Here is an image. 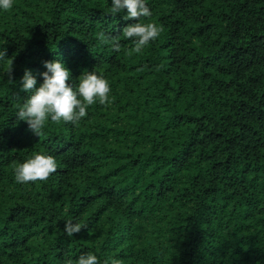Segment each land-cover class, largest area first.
I'll use <instances>...</instances> for the list:
<instances>
[{
  "label": "trees",
  "instance_id": "1",
  "mask_svg": "<svg viewBox=\"0 0 264 264\" xmlns=\"http://www.w3.org/2000/svg\"><path fill=\"white\" fill-rule=\"evenodd\" d=\"M145 2L140 21L112 15L111 0L0 9V264H264V0ZM136 22L163 32L129 55L122 30ZM57 60L70 86L103 75L112 102L75 125L49 119L38 137L16 116L22 77L39 87ZM37 153L57 171L17 183ZM66 221L82 230L66 235Z\"/></svg>",
  "mask_w": 264,
  "mask_h": 264
},
{
  "label": "clouds",
  "instance_id": "2",
  "mask_svg": "<svg viewBox=\"0 0 264 264\" xmlns=\"http://www.w3.org/2000/svg\"><path fill=\"white\" fill-rule=\"evenodd\" d=\"M13 7V0H0V9L8 11ZM127 9L126 19L148 18L152 15L145 0H111V14L116 15ZM123 36L134 40V47L129 52L140 53L156 40L163 32V27L155 22H136L123 28ZM101 43L108 42L104 33H99ZM112 48L119 52L121 44L119 38H111ZM5 59V54L0 51V60ZM44 67L47 71L41 73L43 82L37 87V80L33 74L25 70L22 77L23 91L30 93L22 103L18 104L16 116L19 120L25 121L28 128L38 137L42 134L46 123L51 120L53 123L77 124L88 113L89 106L99 102L101 105L110 104L111 91L109 81L103 75L95 71L83 72L76 85L70 86L67 81L70 79V71L60 61H45ZM12 59H8V66L5 75L12 80ZM57 161L54 156L37 153L26 159L23 163L16 165L14 169L17 183L25 184L29 182L46 181L51 174L57 171ZM82 225L66 221L64 232L68 236L78 234L82 230ZM66 264H73L71 259ZM75 264H98L97 256L88 253L81 255ZM104 264H109L105 261ZM110 264H121L119 259L112 258Z\"/></svg>",
  "mask_w": 264,
  "mask_h": 264
}]
</instances>
